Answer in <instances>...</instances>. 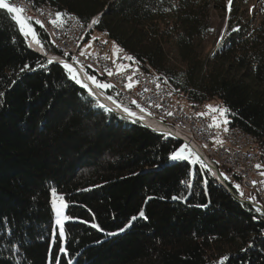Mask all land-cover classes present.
Masks as SVG:
<instances>
[{
  "label": "trees",
  "instance_id": "trees-1",
  "mask_svg": "<svg viewBox=\"0 0 264 264\" xmlns=\"http://www.w3.org/2000/svg\"><path fill=\"white\" fill-rule=\"evenodd\" d=\"M24 1H49L85 25L101 14L87 40L105 32L130 63L165 75L191 112L229 109L227 126L256 139L264 166V0L257 20L241 11L247 0H232L209 53L206 0ZM20 34L0 9V264H264V217L234 197L240 191L200 164L172 161L183 143L98 105ZM53 188L72 218L63 236ZM141 210L146 219L107 235Z\"/></svg>",
  "mask_w": 264,
  "mask_h": 264
},
{
  "label": "built area",
  "instance_id": "built-area-1",
  "mask_svg": "<svg viewBox=\"0 0 264 264\" xmlns=\"http://www.w3.org/2000/svg\"><path fill=\"white\" fill-rule=\"evenodd\" d=\"M14 2L15 6H23L26 9L24 15L39 19L44 24L43 29L50 42L51 52L48 53L76 65L86 77V73H90L99 77L101 82L113 85L114 87L101 90V92L107 98L111 96V100L121 107H127L132 112L144 116L145 120L140 119L143 122L137 120L138 124H144L145 127L153 130L157 129L156 132L161 134L177 135L179 139H182L183 144H187L196 153L208 170H213L212 167H214L218 174L219 168L227 171L230 176L228 175L226 183L233 186L239 184L240 191L244 193V196L239 198L255 210L260 208L261 211L256 212L264 216V207H257L253 200L248 198L253 197V193H261L264 197V176L255 167L257 152H254L253 147L243 142L241 138L225 137L223 124L219 128L209 127L212 124L213 115L221 119L218 113L209 112L207 106L201 107L197 112L185 110L175 95V86L172 82L166 80V86H159V79L137 72L129 60L122 59L123 54L118 57H107V49H112V45L110 46L111 42L104 34L94 41L91 51L81 55L80 51L87 42V33L93 27H88L92 21L85 25L65 15L62 17V26L55 27L50 23L57 13L53 5L49 4V12H42L38 8L31 7L28 1L14 0ZM34 25L33 20L32 27ZM120 63L130 67L117 74L116 64ZM89 65L91 67H88ZM105 69L111 70L113 75L109 76ZM129 75L133 77L134 82L131 89L126 87L129 83L127 79ZM132 101H136V104ZM137 104L146 111L141 112ZM211 106L218 107L217 105ZM169 112L172 113L171 116L167 115ZM204 112L208 115H197V113ZM150 124H155V126ZM190 135H198V142H190ZM216 139L230 141L231 150L223 151L221 144L213 143ZM207 154L216 155V163H208ZM219 176L221 177L220 174Z\"/></svg>",
  "mask_w": 264,
  "mask_h": 264
},
{
  "label": "snow or ice",
  "instance_id": "snow-or-ice-1",
  "mask_svg": "<svg viewBox=\"0 0 264 264\" xmlns=\"http://www.w3.org/2000/svg\"><path fill=\"white\" fill-rule=\"evenodd\" d=\"M231 4H232V0H228V5H229V11L231 10ZM0 9L6 10V13L10 16L11 20L15 22V24L18 26L20 33L25 37L28 38L29 36L31 37V39L36 43L41 45V50H43V43L42 40L39 37V33L32 27V22L34 20V23L36 25H39L41 28H44V24L41 22V20L39 19H35L31 16L28 15H24L26 9L23 6H15V2L14 0H0ZM14 14V15H13ZM67 15V13H62V12H57L55 14V19L51 20L50 23L53 24L55 27H60L63 24V20L62 17ZM99 23V19L98 18H94L92 20V23L88 25L89 28H91L93 25H96ZM233 31H239V29H233ZM97 37H92V40H97ZM106 43V41L104 42ZM115 45V42H113ZM87 47H90L91 44L89 43L88 45H86ZM29 47H31V45H29ZM116 53H121L123 52V49H120L119 47L115 48ZM66 55V54H65ZM81 55H84V52H81ZM75 59V58H73ZM122 59H126V60H133L132 56L129 55H124L122 57ZM53 62H57V59L55 57L51 58L48 60V63L51 64ZM77 63H79V61H76ZM59 64L62 65V67L67 71L68 76L70 79L74 80L76 84L81 85V87L88 89L89 94L91 95V89L88 88V85L83 83L82 80L79 78L76 70L74 69L73 65L71 63L65 62L63 60H59L58 61ZM115 63V61H114ZM88 67H91V65H89ZM130 67L129 65H124L122 63L120 64H116V73L119 74L121 72H124L126 70V68ZM25 69H29V65H24L23 68L21 69V71H24ZM105 71L107 72V74L109 76L113 75V72L111 70L105 69ZM87 75V73H86ZM88 79L95 84V86L97 88L100 89H108V88H112L114 87L113 85L109 84V83H104L101 81H98L97 78L94 75H88ZM129 83L126 85L127 88L131 89L134 86V82H133V77L131 75H129L127 77ZM14 83V82H13ZM4 93L0 92V96H3ZM108 99H112L111 96L108 97ZM133 104H136V101H132ZM101 107H104L103 105H101ZM118 107H120V105H118ZM137 107L140 108L141 112H145L146 109L142 108L139 104H137ZM157 107H159V105H157ZM208 111L211 113H218L219 117L222 119H218L217 116L213 115L212 117V124L209 125V127H216L219 128L221 127V124L227 125L229 123V121L227 120V113L229 112V109L227 108H223V107H213L211 105L207 106ZM107 111L111 112L113 111L112 109H107ZM123 111L127 114L128 117H136V113L132 112L129 108L124 107ZM167 115L171 116L172 113L169 112L167 113ZM197 115L199 116H205L208 115V113L204 112V113H197ZM139 119H143V117H140ZM133 122H137L136 120H133ZM225 132H227L229 129L227 127H224L223 129ZM215 143L217 144H223V141L220 139H216ZM170 159L173 161H190V163L192 164H200L201 167H207L206 165H204L202 163V161L200 160V158L196 155V153L194 151H192L189 146L187 144H183L178 146V148L173 151L170 155ZM256 168H261L262 165L257 164L255 166ZM209 171H211L209 169ZM262 176H264V171H262L260 173ZM213 176L216 175V173H212ZM221 176H224V179L227 180L228 176L224 175L223 173L220 174ZM204 183H207V181H204ZM255 184V182H253ZM234 187L237 189V191H240V185L239 184H235ZM52 195H53V200H52V205L53 208L55 210L56 213V224L59 226V231H60V236L64 235V231H63V225L64 222L67 220L72 219L69 216L64 215L63 213V209L66 208L68 205L66 203L63 202V197L58 196L56 193V190L53 188L52 190ZM240 195L244 196V193L242 191H240ZM249 199L254 200V197H248ZM149 199H151V197H149ZM173 200L176 199H186L185 196L180 195V196H173L172 197ZM60 201V203L58 204L57 201ZM257 212H260L261 209L260 208H256ZM138 218H145V214L144 211L141 210L137 215H134L132 217H130L129 221L127 224H125L122 228H120L118 230V232H109L107 233V235H117L119 234V232H123L126 231L128 228H130L132 226V222L137 220ZM93 228H96L97 230L103 231V229L100 228V226L98 224H92ZM61 252H64L65 249L64 248H60ZM228 257L225 256L223 258V261H227ZM223 261L221 262V264H223ZM49 264H58V258L54 257L52 260H50Z\"/></svg>",
  "mask_w": 264,
  "mask_h": 264
},
{
  "label": "bare ground",
  "instance_id": "bare-ground-1",
  "mask_svg": "<svg viewBox=\"0 0 264 264\" xmlns=\"http://www.w3.org/2000/svg\"><path fill=\"white\" fill-rule=\"evenodd\" d=\"M28 4L31 6V7H33L32 6V4L30 3V2H28ZM49 1H44L42 4H40L39 5V7H38V9L39 10H41L42 12H49ZM54 8V7H53ZM67 17H72V18H74V20H78V19H76L74 16H67ZM94 19V18H93ZM92 19V20H93ZM91 20V21H92ZM103 34L105 35V32H103ZM27 41H29L28 42V44L29 45H31V47L33 48V49H35V50H37V51H39V52H41V53H43V54H45V55H47L48 54V52L46 53L45 51H44V49L43 50H41V45H39V44H36L32 39H31V37L29 36L28 38H27ZM44 48V47H43ZM110 50L109 49H107V57L109 56V54H110V52H109ZM123 54V53H122ZM49 55V58L51 59V58H53V57H55L56 59H57V62L56 63H58V61L59 60H63L62 58H60V57H56V56H53V55H51V54H48ZM121 54H119V56H120ZM125 54H123V56H124ZM63 61H65V60H63ZM65 62H68V63H70L69 61H65ZM72 64V63H71ZM61 65V64H60ZM73 65V67H74V69L76 70V72H77V74H78V76H79V78L82 80V82L83 83H85V84H87L88 85V88L89 89H91V88H93V90L91 89V92H92V95H95L96 97V99L98 100V102L99 103H101L104 107H107L108 109H112L114 112H116V113H118V114H120V115H125L126 117H128L127 116V114L123 111V107H118V105L119 104H117V103H115V102H113L112 100H110V99H108L107 97H105V95L97 88V87H95V85H93L88 79H87V77L85 76V74L83 73V71L79 68V67H77L76 65H74V64H72ZM62 66V65H61ZM136 69H137V72H139L140 74H143V75H150V76H152V78H154V79H159V86H166V80L167 81H169L168 80V78L165 76V75H163V74H160V73H158V72H156V71H154V70H152V69H150L149 67H146V68H141V67H138L137 65H133ZM65 73L67 74V71H65ZM67 76H68V74H67ZM69 77V76H68ZM72 81H74V80H72ZM75 82V81H74ZM88 90V89H87ZM106 108V109H107ZM137 115H136V117H128V118H130V119H135L136 121L137 120H140L139 118L140 117H143V119L142 120H145L144 118V116H142V115H140L139 113H136ZM129 122H133V120H128ZM140 122H143V121H141L140 120ZM135 123H137V122H135ZM141 125V124H140ZM143 126H144V124H142ZM150 125H153V126H155V124H150ZM224 127H227L229 130L227 131V132H225V137H235V138H241V140L243 141V142H245V143H247V144H249L250 146H252L253 147V151L254 152H256L255 151V146H256V139L254 138V137H252V136H250V135H248V134H246V133H244V132H242V131H240V130H238V129H235V128H230V127H228L227 125H224L223 124V128ZM149 130H152V131H156V130H153V129H150L149 128ZM164 136H167L168 138H170V139H172V140H174V141H180L181 143H182V139H179L178 137H177V135H173V134H164ZM190 142H198V135H190ZM222 149H223V151H230L231 150V143H230V141H223V144H222ZM207 162L208 163H216V155H214V154H207ZM260 162H259V156L257 155V163H256V165L257 164H259ZM256 170L257 171H260L258 168H256ZM210 172H214V173H216V175L215 176H213L217 181H223V183H225L226 184V180L224 179V178H222V180H221V177H219L218 176V174H217V172L213 169V170H211ZM261 173V172H260ZM253 197H256L258 200H259V202H260V204H256L254 201H253V203H254V205H256L257 207H264V197L262 196V194L261 193H253ZM236 198L238 199V200H241L238 196H236ZM242 201V200H241ZM264 217V216H263Z\"/></svg>",
  "mask_w": 264,
  "mask_h": 264
},
{
  "label": "rangeland",
  "instance_id": "rangeland-1",
  "mask_svg": "<svg viewBox=\"0 0 264 264\" xmlns=\"http://www.w3.org/2000/svg\"><path fill=\"white\" fill-rule=\"evenodd\" d=\"M258 1L259 0H247L244 3H241L240 8H241V11L243 12V14L245 16H247L248 18H251L253 20L256 18V20H257L259 18V13L257 11L258 6H259ZM204 5H205V9L203 11V16H204V20L208 24V27L210 28V33H209L208 37L204 40L203 44H204V53H209L217 47L218 43L221 41V39L225 33L226 21H227L228 12H229V5H228V0H217L216 2L213 0H206L204 2ZM92 37L101 38L102 34H99V33L92 34L90 36V38L87 40V42L84 44V46L82 47L80 52H88V51L92 50V45L95 41V40H92ZM89 43L91 44V46L87 47L86 45H88ZM110 46L112 47V49H109L110 54L108 57H118L119 54H122V52L116 53V51H115L116 47L113 45L112 42H111ZM87 77H88V74H87ZM98 89H100V88H98ZM100 90H104V89H100ZM180 103L185 108V110L189 111L187 106H186V103H182V102H180ZM100 105H102V104L100 103ZM208 105H217L218 107H220L219 103L207 104L204 106H208ZM201 107H203V106H200L198 109H200ZM214 142H215V140H213V143ZM259 164L262 165L261 163H259ZM259 169H260V172L264 171V166L262 165V167ZM218 171H219V174L223 173L224 175L230 176V174L227 171H225L223 168H219ZM221 177H224V176H221ZM254 198H255L254 201L256 202V204H260L259 200L256 197H254ZM57 203L59 204L60 201L58 200ZM64 210H65V208L63 209V213H64ZM55 221H56V215L54 218V224H55V226L59 227Z\"/></svg>",
  "mask_w": 264,
  "mask_h": 264
},
{
  "label": "water",
  "instance_id": "water-1",
  "mask_svg": "<svg viewBox=\"0 0 264 264\" xmlns=\"http://www.w3.org/2000/svg\"><path fill=\"white\" fill-rule=\"evenodd\" d=\"M1 10H3V9H1ZM101 15V14H100ZM100 15H98L97 17H95V18H99L100 17ZM14 22V21H13ZM15 23V22H14ZM17 26V25H16ZM17 28H18V26H17ZM18 30H19V28H18ZM20 32V31H19ZM21 36H22V38H23V40L25 41V43H26V45H27V47L30 49V50H32L33 52H35V53H37L38 55H40V56H42L43 58H45L47 61L50 59L49 58V55L47 54V55H45V54H43V53H41V52H39V51H37V50H35V49H33L32 47H29V44H28V42L29 41H27V38H25L22 34H20ZM52 64H57V65H59L61 68H63L59 63H56V62H53ZM72 80V79H71ZM76 85H78L82 90H84L90 97H92L96 102H97V104L98 105H100V103L98 102V100L95 98L96 96L95 95H90L89 94V91L86 89V88H83V87H81V85H79V84H76ZM92 90H93V88H91ZM94 91V90H93ZM112 113H114V114H116V115H118L119 117H121V118H123V119H125V120H135V119H130V118H127V117H125V116H123V115H120V114H118V113H116V112H113L112 111ZM138 122V121H137ZM212 169H214L215 170V168L214 167H212ZM217 172V171H216ZM218 174V173H217ZM218 176H219V174H218ZM220 177V176H219ZM222 180V179H221ZM220 184H222V185H224L226 188H227V190L232 194V191L226 186V184L225 183H223V181L221 182H219ZM234 195V194H233ZM234 197L236 198V195H234ZM238 200V199H237ZM240 202H242V203H245V202H243V201H241V200H239Z\"/></svg>",
  "mask_w": 264,
  "mask_h": 264
}]
</instances>
